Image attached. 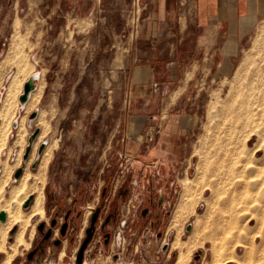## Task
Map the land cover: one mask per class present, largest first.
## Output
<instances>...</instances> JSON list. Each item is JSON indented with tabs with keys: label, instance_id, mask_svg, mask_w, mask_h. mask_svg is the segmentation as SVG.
<instances>
[{
	"label": "rangeland",
	"instance_id": "obj_1",
	"mask_svg": "<svg viewBox=\"0 0 264 264\" xmlns=\"http://www.w3.org/2000/svg\"><path fill=\"white\" fill-rule=\"evenodd\" d=\"M103 6L109 13L99 14L97 18L105 17L106 21L95 26L90 19L77 20V0H0V103L7 84L16 73V67L6 60L13 35L17 36L23 55L27 56L33 68L20 76L22 89L1 157L5 159L9 155L8 161L12 162L20 148L16 132L21 121L25 128L21 138H25V142L22 166L18 168L24 169L30 156L23 160L34 131L38 133L31 141V147L41 136L35 156L42 141L47 142V148L51 149L44 185L45 217L42 220L33 217L24 227L26 243L17 245L11 264H75L79 246L77 236L82 237V242L85 226H89V211L102 205L83 264H173L176 252L171 249L175 237V231L169 227L171 217L159 224L158 228L163 233L161 240L155 238L154 232L147 235L146 242L142 239L149 228L148 220L143 221L139 217L140 205L147 194L146 184L150 178L153 185L160 181L163 188L164 183L172 180L177 190L173 202L175 208L181 194L180 180L185 176L194 177L196 163L202 156L203 160L206 157L204 166L208 168L207 159H212L209 152L222 143L235 150L230 160L232 166L228 163L229 170L233 171L232 179L226 184L236 188L242 185L243 178L252 175L248 178L251 181L247 182L254 184L257 190H253L249 197L264 207V191H259L264 186V21L251 32L233 61L219 71L215 70V63L207 61L187 62L174 67V78L168 81V87L182 86L183 93L177 104L159 114L158 110L145 109V95H149L150 86L140 87L139 83H146L149 76L135 79L134 69L142 64L140 58L133 55L136 52L133 42L138 36L139 0H104ZM202 50L195 49L199 59L202 58ZM205 53L208 55L209 50L206 49ZM156 65L158 71L165 66ZM34 73L42 74V81L36 80L34 85L36 87L42 82L43 92L39 101L26 110L21 106L19 96L28 76ZM164 91L165 86L158 93V98H168L165 94L160 95ZM254 93L256 96L252 95ZM242 96L252 102L254 116L232 138L219 140L218 128L226 120L225 123L230 121L227 110L244 99ZM174 97L170 96L166 101L172 102ZM145 113L155 115L156 119L144 126L141 116ZM161 141L171 151L168 156L159 150L164 146ZM217 142L221 144L217 146ZM255 151H258L256 155ZM206 152L209 158L205 156ZM36 158L29 164L32 171L38 165ZM248 160L253 162L255 169L240 168ZM32 164L36 166L34 169ZM18 168L13 170L5 186V197ZM206 180L200 181L197 188L201 189L200 185H204ZM209 196L210 192L206 191L205 198ZM243 197L249 200L247 195ZM205 198L198 200L196 217L205 212ZM109 202L113 204L110 211L114 216L106 221ZM220 203L217 200L214 204L216 209L213 207L215 211L212 210L205 223L208 239L203 247L193 252L190 264H211L212 245L220 243L223 236L222 241L228 237L227 242L234 237V241L240 239L243 242L236 252L238 257L245 256L244 247L248 245L253 249L254 257L261 255L258 259H264V224L256 221L260 211L251 209L227 216ZM28 209L22 208L24 211ZM78 213L81 220L77 224ZM187 220L182 240H186L191 232L195 214ZM219 222L223 223L222 226ZM64 223L67 226L65 234L61 235ZM40 224L51 229L52 234L47 241L37 230ZM224 225L231 228L226 229ZM187 226H191L189 232L186 231ZM19 231V225L8 231L7 246L15 242ZM104 232L112 237L108 247L103 243ZM33 248H37L36 254L30 262L26 261L27 252ZM62 249L65 256L59 261L58 254ZM4 256L0 253V261Z\"/></svg>",
	"mask_w": 264,
	"mask_h": 264
},
{
	"label": "bare ground",
	"instance_id": "obj_2",
	"mask_svg": "<svg viewBox=\"0 0 264 264\" xmlns=\"http://www.w3.org/2000/svg\"><path fill=\"white\" fill-rule=\"evenodd\" d=\"M22 51L23 50L21 47V43L19 42L17 36L13 35L8 53L6 55V60H9L10 63H12L16 67L15 68L16 73L13 75V77L7 84L4 95L0 103V212H4L6 215L5 221H0L2 222L0 223V253L5 254L4 258L0 261V264H11V261L14 258L16 251H17V245L21 243L22 244L26 243L23 237L24 229H25L24 227L30 223L31 218L37 216L39 220H42L45 217L44 185L46 181L47 168H48V165L51 159V149H48L46 146L47 142H43V141L41 142V144H44L46 148L44 147L40 155L37 154V156H35V150L39 145L41 136L37 138V140L34 142V144L31 147V141L36 137V136L33 137L32 135L31 138L29 139V146H30L31 153H29L30 156L28 160L26 161V163L24 162L25 163L23 167L24 169H22L23 173L21 174V177L19 179L18 178L14 179L13 184L10 186L8 190V195L7 197H5V186L10 180L13 170L22 166V154H23L24 142H25L23 141L25 138L24 139L21 138L22 137L21 133L25 129L21 121L20 125L18 126V133L16 132V134L18 135V139H17L18 141L17 140L16 141L19 142L20 148L17 149L18 151H16L15 156H13L14 158L12 159V162L8 161L9 155H7L5 159H2L1 153L3 149L5 148V146L7 145V142L9 139V135L11 132V122L15 116V112L17 109V101H18L17 98L22 89L23 80L20 79V76L22 74H25L29 70V68H31V63L27 60L28 59L27 56L25 57L23 55ZM28 77L29 79L26 82L31 81L32 89L28 94V98L26 101L27 103L25 102L21 104V106H23L26 110L30 109L31 106L35 105L39 101L40 96L42 94L41 92H43L42 82H39L40 84L36 87L34 85V82L36 80L42 81L41 80L42 74L40 75V73H34ZM247 85H249V83ZM233 93L234 92H232V94ZM252 95H255V93ZM227 111H229V114L227 115L230 117V121L229 123L227 122L228 124L225 123L226 121H228L226 120L227 118H225L226 121L224 122L223 126L221 128H218L219 131H218L217 138H219V140L226 139L227 137L232 138L240 127L247 125L248 121H251L250 118L254 116L255 114L254 106L252 102L247 98L240 100V102L236 106L232 107L230 110L228 109ZM262 114H263L262 117H264V112ZM262 121H263L262 130L264 131V119ZM14 125L16 126V123ZM216 133L217 132H215L214 135ZM219 143L217 142V144L216 143L215 144L218 146ZM233 150L230 149L229 144H226V143L225 144L222 143L218 147H214L213 150L209 152L211 153L210 157L212 159L210 158L211 159L210 161H208L207 159V162H209L208 168L204 166L206 157H205V160H203L204 158L202 156L199 162L197 161L198 163H196L194 177L185 176L183 179L180 180L181 194L176 204V207L174 208V211L171 216L170 223H169L170 229H173L175 231V237H174L173 242L171 243V249L176 252V257L174 259L173 264H190L193 252L197 250V248L204 246L203 245L204 241L208 239L206 232H205V229H206L205 223L207 222V219H209V216L212 213L214 204L217 203V200L221 202L220 204L223 205V207L225 208V209L223 208V211L228 214L227 216H230L229 214H235V215L238 213L240 214V212L249 211L251 209H256L260 211V217L256 218L257 219L256 221H259L260 223H262V225L264 224L263 223L264 222V207H260L258 205L257 203L258 200L250 199L251 197H249V194L257 190L256 187L253 186L254 184L250 185L249 184L250 182H247L248 178H250L252 175H247V177H245L246 179L243 178L244 180H243L242 185L240 184V182H237L241 186H238L236 188L228 187L229 183L226 184L227 180L232 179L233 171L229 170L230 167H228V163H230L232 166V162L230 160H231V157L234 155ZM207 152L205 153L206 155L204 154L205 156H207ZM257 152L258 151H255L254 154L256 155ZM35 157H37L35 161L36 162L38 161V165L37 167L35 166L36 167L35 170L32 171L29 168V164L32 162V160ZM207 158L209 157L207 156ZM240 168H242L243 170L247 169L250 171L255 169L253 162H251L250 160L245 161L244 164L240 166ZM238 170H241V169H238ZM206 178H207L206 183L204 184L205 182L204 181L203 182L204 185H200L202 187H200L201 189H198L197 187L199 186H197V184H199L200 181H203ZM221 184H223V186L219 187ZM263 187L264 186H262V188L259 189V191L262 193L264 191ZM206 191L210 192V196L208 198H205ZM244 195L245 197L247 195L249 197V200H245L247 199V197L244 198L243 197ZM29 196H32V200L29 204L30 207L28 206L29 209L27 211H24L27 208L22 210L23 204H24L23 202H25V200H27ZM202 198H205L204 200H205L206 209L203 214L201 215L198 214L196 217V205L198 203V200H201ZM214 208L216 209V207ZM194 214H195V221L194 223L192 222L193 223L192 230L187 236V239L182 240L181 236L184 232L183 231L184 224L186 221H188L187 219H189V216L191 215L193 216ZM223 215L222 217H225ZM224 222L225 221H223V223ZM219 223L221 224L220 226H222L223 223L222 222H219ZM229 223L231 222L229 221ZM207 224H209V222ZM15 225L20 226V231L19 233H17V235H15L16 236L15 242L7 246L6 244L7 233ZM207 227H209V225ZM34 228H35V225H33V230ZM230 228L231 226L227 227L226 229H230ZM221 229L222 228H220V231ZM226 234L228 233H225V235ZM221 236L222 235H220V237ZM232 236H230L229 239H231ZM223 237L221 238L222 240H224ZM226 239H228V237ZM226 239L225 241L221 240L220 243L218 244L214 242V244L212 245V257H213L212 260L213 261L211 264H226L227 262H230V263L233 262L235 264H264V259H258L261 255L258 258L257 256L254 257L255 254H253L254 252L252 253L253 249L249 248L248 245L247 247L244 245L245 246L244 247L245 256L242 258L238 257L236 255V252L238 248L242 246L243 242H241L240 239L239 240L237 239L236 241H234L235 239L234 237L229 241L227 240V242H226ZM217 240L219 241V239ZM7 247L11 251H9ZM63 256H64V251H61L58 256L59 261L63 259Z\"/></svg>",
	"mask_w": 264,
	"mask_h": 264
},
{
	"label": "crops",
	"instance_id": "obj_3",
	"mask_svg": "<svg viewBox=\"0 0 264 264\" xmlns=\"http://www.w3.org/2000/svg\"><path fill=\"white\" fill-rule=\"evenodd\" d=\"M103 1L77 0V20L90 19L95 26L103 25L106 18H97L99 14L109 13ZM139 4L138 36L133 42L136 50L133 55L140 58L142 64L134 69L135 79L149 76L146 83H139L140 87L150 86L149 95H145V109L158 110L159 114L177 104L183 93L182 86L168 87V81L174 78V67L207 61L215 63L214 68L219 71L233 61L251 32L264 21V0H139ZM197 48H203L201 59L196 56ZM156 64L165 66L158 71ZM164 86L165 91L160 95L168 98H158ZM170 96H175L174 101H166ZM141 118L145 126L156 116L145 113ZM161 142L164 146L159 150L168 156L171 151L164 141Z\"/></svg>",
	"mask_w": 264,
	"mask_h": 264
},
{
	"label": "flooded vegetation",
	"instance_id": "obj_4",
	"mask_svg": "<svg viewBox=\"0 0 264 264\" xmlns=\"http://www.w3.org/2000/svg\"><path fill=\"white\" fill-rule=\"evenodd\" d=\"M146 190L147 194L145 195L144 199L142 200V203L140 205L139 208V217L143 220L146 221L148 220V224H149V228L146 229L144 236L142 237L143 241L146 242V238L147 235L152 234L153 232L155 233V238L157 240H161L162 238V231L160 230L159 224L161 223V221H165L168 218L170 219V217L172 216L171 213H173V208L175 206V204L173 205L174 199L177 197V190L174 188V182L168 181L166 183H164L163 188H161V182L158 181L156 184L153 185L152 180L149 178L147 184H146ZM120 191H118L117 193L119 194ZM105 192L103 191L102 196H104ZM117 194V195H118ZM103 200V199H102ZM109 210L107 212V216H106V221H110V219H112V217L114 216L113 212L110 211V207H113L112 202H109ZM168 204V205H167ZM104 205H102L101 207H103ZM100 208H96L93 211V208L91 211H89V214H91L90 216V220H89V226H85V237L81 242L82 237H79V234L77 236V241H79V246L77 248V254L84 242V240L87 238V234H86V230L90 227H92L91 229V236L89 238V240L87 241V243L85 244V248L83 250V255H82V259H81V263H84L85 260V253L88 250V247L93 239V236L95 234V228H96V223L98 220V215H99V210H101ZM167 207V208H166ZM96 214V218L94 221V224L91 226V218L92 216ZM81 220V214L78 213L77 214V224L79 223V221ZM49 227H46L45 224H43V228L41 231H39L44 238V241H47L50 239V235L51 233V229L49 230ZM14 231V230H13ZM50 231V233H49ZM49 233L48 237L46 238L45 235ZM111 234L108 232H104L103 233V243L104 246L108 247L110 242H111ZM134 237H132L131 241H133ZM165 250H167V245H165ZM61 251H64V249H62ZM60 251V252H61ZM37 252V248H33L30 251L27 252L26 254V261L28 260L29 262L32 260V258L34 257V255ZM59 252V254H60ZM31 255L30 259L28 258V255ZM58 254V256H59ZM64 256H65V251H64ZM63 256V258H64ZM59 260V259H58ZM76 260V259H75Z\"/></svg>",
	"mask_w": 264,
	"mask_h": 264
},
{
	"label": "water",
	"instance_id": "obj_5",
	"mask_svg": "<svg viewBox=\"0 0 264 264\" xmlns=\"http://www.w3.org/2000/svg\"><path fill=\"white\" fill-rule=\"evenodd\" d=\"M32 89V84H31V81H28V82H25L24 85H23V93L22 95L19 96V102L22 104V103H25L27 101V98H28V94L29 92L31 91ZM38 131H34V133L32 134L33 137H35L37 135ZM45 145L44 144H41L37 150V154L40 155L44 149ZM29 153H30V146H28L26 149H25V152H24V155H23V160H27L28 156H29ZM35 168V164H32V169ZM22 174V168H18L14 174H13V177L14 178H19ZM32 200V196H29V198L27 200H25L24 204H23V209H26L28 208L30 202ZM95 218H96V214H94L91 218V226L94 224V221H95ZM6 219V215L4 212H0V221H5ZM54 224V222H52V225ZM66 226L67 224L64 223L62 228H61V231H60V234L61 235H64L65 234V229H66ZM43 228V224H40L38 227H37V230L38 231H41ZM91 229L92 227L88 228L86 230V234H87V238L84 240L78 254H76V260H75V264H80L81 263V259H82V255H83V250L85 248V244L87 243V241L89 240L90 236H91ZM191 229V226H187L186 227V231L189 232ZM50 233V231H49ZM49 233H47L45 235V237L47 238ZM31 255L29 254L28 255V258L30 259Z\"/></svg>",
	"mask_w": 264,
	"mask_h": 264
}]
</instances>
